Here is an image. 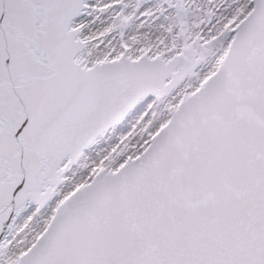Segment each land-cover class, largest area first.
Returning <instances> with one entry per match:
<instances>
[{
    "label": "snow or ice",
    "instance_id": "6c2138e0",
    "mask_svg": "<svg viewBox=\"0 0 264 264\" xmlns=\"http://www.w3.org/2000/svg\"><path fill=\"white\" fill-rule=\"evenodd\" d=\"M0 264H264V0H0Z\"/></svg>",
    "mask_w": 264,
    "mask_h": 264
}]
</instances>
